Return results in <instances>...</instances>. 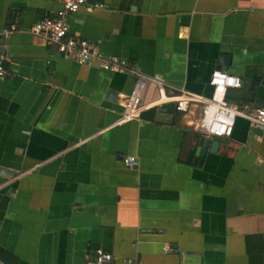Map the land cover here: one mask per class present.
<instances>
[{
  "label": "crops",
  "instance_id": "0c3cea01",
  "mask_svg": "<svg viewBox=\"0 0 264 264\" xmlns=\"http://www.w3.org/2000/svg\"><path fill=\"white\" fill-rule=\"evenodd\" d=\"M85 3L69 33L102 55L203 97L220 67L242 81L228 100L264 108V0ZM61 8L0 0V169L13 174L0 173V264H83L98 249L118 264H264V129L237 118L230 138H212L216 153L187 163L201 136L173 104L120 123L133 76L79 65L28 32ZM158 97L146 82L143 104Z\"/></svg>",
  "mask_w": 264,
  "mask_h": 264
},
{
  "label": "built area",
  "instance_id": "2783aa9c",
  "mask_svg": "<svg viewBox=\"0 0 264 264\" xmlns=\"http://www.w3.org/2000/svg\"><path fill=\"white\" fill-rule=\"evenodd\" d=\"M62 8L52 18H45L35 23L29 33L45 41L48 46L54 48L58 55L72 60L79 65H89L96 62L98 67L112 73L127 74L134 77V87L130 94L122 95V107L119 122H129L140 117L141 113L156 105L173 104L177 113L187 117L185 125L197 134L208 138L228 139L237 118L245 119L250 128L261 127L264 129V108H255L249 105H239L228 100L229 90H238L242 87V81L236 76L223 71H213L208 81L212 88L210 97L192 94L180 90L167 93L162 82L156 78H149L140 74L130 63L114 56H104L98 47L88 41L72 36L69 33L68 18L85 6V0H61ZM102 8V5H94L92 9ZM12 25L10 32L16 31ZM5 70L0 63V78L5 77ZM153 82L158 89V100L148 105L142 102V90L146 82ZM122 163L127 168H134L137 164L136 157H124ZM166 251H169L166 248ZM83 264H118L114 257L98 249L88 254ZM121 264H135L133 261H124Z\"/></svg>",
  "mask_w": 264,
  "mask_h": 264
},
{
  "label": "water",
  "instance_id": "95a60500",
  "mask_svg": "<svg viewBox=\"0 0 264 264\" xmlns=\"http://www.w3.org/2000/svg\"><path fill=\"white\" fill-rule=\"evenodd\" d=\"M229 63V57L227 56H220L218 58V64H226L228 65ZM4 67H7V63H3ZM217 71H220V67H217ZM257 84V81H253V88ZM107 98L109 100H115L116 99V94L114 92H108ZM219 147V142L213 140L212 138L208 137H203L201 136L198 141H197V148L195 150H191L188 154L187 157V163L192 164L194 166L200 167L202 165L203 159L205 158V155L207 151L210 153H216L217 149ZM0 173L3 175H13L11 172L5 171L3 169H0Z\"/></svg>",
  "mask_w": 264,
  "mask_h": 264
}]
</instances>
